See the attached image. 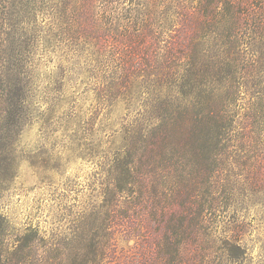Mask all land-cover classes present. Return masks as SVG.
Returning <instances> with one entry per match:
<instances>
[{
  "label": "rangeland",
  "instance_id": "374dc122",
  "mask_svg": "<svg viewBox=\"0 0 264 264\" xmlns=\"http://www.w3.org/2000/svg\"><path fill=\"white\" fill-rule=\"evenodd\" d=\"M198 1L5 0L0 59L33 75L23 129L0 151V264H264V30L248 15L231 39L203 32ZM125 25L169 37L122 41L110 27ZM193 39L187 102L158 81ZM186 105L213 118L208 141L187 116L159 151L154 130Z\"/></svg>",
  "mask_w": 264,
  "mask_h": 264
},
{
  "label": "trees",
  "instance_id": "16d2710c",
  "mask_svg": "<svg viewBox=\"0 0 264 264\" xmlns=\"http://www.w3.org/2000/svg\"><path fill=\"white\" fill-rule=\"evenodd\" d=\"M214 0H200L201 4V10L203 9V16H204V23L206 25L203 32H205L208 29L215 28L213 25L217 26V30H220V35L223 37H229L230 39L232 36L227 35V32L231 29H233L235 26L239 25V22L243 21V17H248V15L255 20V23L259 28L264 30V0H247L250 2V6H253V10H255L257 7L260 11H254L253 14H249V11H246L243 9L241 4L235 5L231 2V0H216L215 3H220L223 5V8L218 9H212L211 3ZM83 5V3H82ZM225 6V7H224ZM84 8V6L82 7ZM5 0H0V43L3 41L2 35H4V26H5ZM211 10L214 11V14H210ZM257 16V18H256ZM74 21V20H73ZM240 22V23H241ZM250 20H248L249 24ZM245 25H248L246 22H244ZM230 28L226 33L225 31ZM216 29V28H215ZM110 30L113 34H115L118 37H122L121 40L129 39V38H143L145 35H148L147 32L152 31V38L157 42V44L161 45L163 44L164 38L167 36L169 37V33L160 36V34H157L156 32H153L150 28H147L146 26L140 27H131V26H120V27H110ZM216 33V32H215ZM163 39V41H162ZM224 41V39H222ZM194 42V43H193ZM198 41L196 39H193L190 49L188 52L185 53L184 60L175 62V64H172V66H167V72L165 71L163 80H159L158 84H163L162 82L164 79H172L174 81L177 80V83H179L178 87V96H181L185 99V101H193V98H195V93L197 89V59H198V44H196ZM11 55V54H10ZM10 57V59H0V104L2 105L0 108V151L3 148L7 149V146L5 145V141L7 139H14L17 140L20 132L23 129V125L25 124V115H26V106L25 104H28V102L31 100L32 97V89H31V80H29L33 74L30 72H26L25 69L23 70V65L25 64V61L23 58H18V56ZM12 60V61H11ZM9 63L10 66L6 67V64ZM172 63V62H171ZM6 67V68H5ZM165 69V68H164ZM221 73L222 71L219 70ZM24 77V78H21ZM6 78V80H5ZM168 79V80H169ZM167 80V81H168ZM166 102V101H165ZM190 104V103H189ZM175 104H167L160 108V110L157 112L156 117H163L160 111L166 109V111L175 110L174 107ZM196 108L199 109L198 105H195ZM184 107V106H183ZM163 108V109H162ZM194 107H190L186 105L182 112L180 113V116L178 118H175V122L170 126V128H163V126H158L156 130H154V137L158 138L157 142V148L160 151L162 149L161 144L162 140H166L171 134L177 133L180 131L182 121L186 119L187 116H189V121L194 120V125H192L191 132H196L197 127H203L202 133L200 132L201 137H204V142H207L206 136L204 134H209L212 131L211 128V121L213 118L209 117V113L204 114H197L196 118L192 115V112L196 109ZM175 113V112H174ZM163 119V118H162ZM211 119V121H210ZM232 123L230 124L223 123L222 126L217 127V132L219 133L220 137L219 139L223 138L225 135H229L230 131H232ZM141 127L137 126L134 130L133 134L141 133L142 130H140ZM169 129V130H166ZM209 130V133H206V131ZM223 131V132H222ZM181 132V131H180ZM203 135V136H202ZM218 135V136H219ZM218 139V140H219ZM161 140V141H159ZM225 140V139H224ZM223 140V141H224ZM3 143V144H2ZM206 145V143H204ZM5 145V146H3ZM120 158L117 159L118 162ZM2 169V168H0ZM119 171L125 170L126 173L131 174V169L127 168V164L120 163L118 168ZM6 220L1 216L0 214V238L3 236L5 232H7V227L5 225ZM28 240V239H27ZM18 246L16 247L15 251L23 249V246H20L21 240L17 241ZM233 248L237 250V253L234 252V249H229V255L231 256L233 251L232 259L234 261L238 259H244L246 258L247 252L244 251L241 246L234 245ZM231 251V252H230ZM243 261V260H242Z\"/></svg>",
  "mask_w": 264,
  "mask_h": 264
}]
</instances>
